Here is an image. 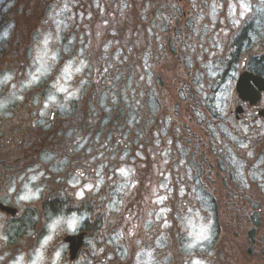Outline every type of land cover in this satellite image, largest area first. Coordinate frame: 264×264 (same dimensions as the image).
<instances>
[{
  "label": "flooded vegetation",
  "instance_id": "af4514ba",
  "mask_svg": "<svg viewBox=\"0 0 264 264\" xmlns=\"http://www.w3.org/2000/svg\"><path fill=\"white\" fill-rule=\"evenodd\" d=\"M58 251L264 264V0H0V264Z\"/></svg>",
  "mask_w": 264,
  "mask_h": 264
},
{
  "label": "clouds",
  "instance_id": "9594fccd",
  "mask_svg": "<svg viewBox=\"0 0 264 264\" xmlns=\"http://www.w3.org/2000/svg\"><path fill=\"white\" fill-rule=\"evenodd\" d=\"M86 214L78 212L61 211L55 214H50L45 225L47 238L53 239L56 235L66 234L69 236L77 235L82 227ZM58 254V255H57ZM61 252L56 253L54 264H60Z\"/></svg>",
  "mask_w": 264,
  "mask_h": 264
},
{
  "label": "snow or ice",
  "instance_id": "6c2138e0",
  "mask_svg": "<svg viewBox=\"0 0 264 264\" xmlns=\"http://www.w3.org/2000/svg\"><path fill=\"white\" fill-rule=\"evenodd\" d=\"M241 7H244L245 10H247V8H246L245 5H241ZM66 71H67V70H66ZM76 71H79V69H76ZM5 79H7V78H5ZM59 90H60V91H66V89H64L63 87H61ZM21 199L26 200V199H28V196H27V195H26V196H22ZM197 239H198V240H200V239H207V236L204 234V232H201L200 236H199ZM57 255H58V254H57Z\"/></svg>",
  "mask_w": 264,
  "mask_h": 264
},
{
  "label": "rangeland",
  "instance_id": "374dc122",
  "mask_svg": "<svg viewBox=\"0 0 264 264\" xmlns=\"http://www.w3.org/2000/svg\"><path fill=\"white\" fill-rule=\"evenodd\" d=\"M153 69H154V71L159 72V66H158V68L155 66V68L153 67ZM80 107H83V104H81Z\"/></svg>",
  "mask_w": 264,
  "mask_h": 264
}]
</instances>
